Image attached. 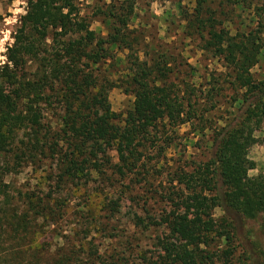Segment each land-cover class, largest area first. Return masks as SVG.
<instances>
[{
  "label": "trees",
  "instance_id": "1",
  "mask_svg": "<svg viewBox=\"0 0 264 264\" xmlns=\"http://www.w3.org/2000/svg\"><path fill=\"white\" fill-rule=\"evenodd\" d=\"M23 1L26 15L8 48V64L0 67V194L4 197L0 199V264H71L70 258L74 264H109L99 261L102 258L94 243L73 245L72 255L61 250L63 254L51 259L26 246L39 220L56 217L60 208L52 199L38 201L30 190L20 198V207L14 206L19 198L5 193L9 170L27 161L39 166L46 160L51 163L50 175L58 177L59 184L85 171L89 177L93 173L104 177L109 187L100 190L103 199L100 196L97 204L79 207L78 214L91 226H97L99 213L115 222L122 214L124 198L134 196V204L140 205L142 197L135 192L147 188L149 177L158 176L159 165L167 160L165 152L173 146L172 137L177 136L175 131L187 125L204 139L209 136L210 159L192 171L180 167L169 174L170 181L160 182L171 186L161 195L172 210L165 225L167 233L157 239L160 253L156 259L138 254V264H237L232 243L240 240L242 225L255 222L264 234V176L247 175L257 169L248 154L258 143L255 133L264 127V6L255 11V28L235 36L222 19L226 11L217 9L213 0H193V13L182 10L186 36L199 40L201 51L221 60L231 76L234 116L222 125L208 126L193 123L204 118L201 96L193 84L183 82L179 89L170 83L176 60L156 48L143 51L145 36L131 29L136 0L113 4L103 13L105 37L92 31L81 17L78 0ZM227 1L244 12L251 8L247 0ZM112 50L123 54V61L113 57ZM109 60L124 62L128 75L116 80L104 76L99 68ZM30 65L35 69L31 74ZM256 68L262 76L254 72ZM114 89L135 98L125 117L112 111L108 93ZM205 95L202 98L208 101L214 96L211 91ZM45 106H49L47 111ZM51 115L61 123L59 130L46 119ZM111 146L120 153V162L110 167L95 156ZM153 147L156 163L149 157ZM217 209L223 212L220 221L215 219ZM131 226L135 231H129ZM129 227L125 233L136 238L151 233L158 223L134 212ZM222 243L226 248L220 249ZM214 244L217 251L210 250ZM87 247L89 258L84 261L79 251ZM243 247L246 260L239 264H264V249ZM110 258L113 264L133 260Z\"/></svg>",
  "mask_w": 264,
  "mask_h": 264
},
{
  "label": "rangeland",
  "instance_id": "2",
  "mask_svg": "<svg viewBox=\"0 0 264 264\" xmlns=\"http://www.w3.org/2000/svg\"><path fill=\"white\" fill-rule=\"evenodd\" d=\"M124 1L78 0L77 4L81 17L89 23L90 29L97 35L105 37L108 35V30L104 23L103 13L111 5H120ZM136 1L131 29H136L145 36L144 45L146 46H144L143 51L150 52L152 48H156L160 52L169 54L172 60H176V64L172 65L175 74H172L170 83L175 84L179 89H181L183 82L193 84L198 97L201 96L199 99H201L203 105L202 114H204V118L202 120L196 119L193 123H206V125L210 126L215 123H221L220 125H222L226 121H230L234 116V110L231 108L233 92L229 90V82L231 81L229 71L221 60L215 59L208 52L201 51L199 40L186 36L187 24L184 22L182 10L185 9L193 13L195 2L193 0ZM213 1L217 9L224 8L226 11L222 19L225 21V26L231 31L232 36L253 30L257 23L254 16L255 11L264 6V0H247L251 4V8L244 12L227 0ZM220 3H223L224 7ZM26 10V1L0 0V41H3L5 32L9 36L8 41L2 44L3 51H0V67L8 64L7 51L14 43V35L20 26L22 18L26 15ZM9 20H13L14 23H6ZM112 51L113 57L123 61L125 57L123 54H120L118 50ZM30 66L28 71L31 74L35 72V69L32 65ZM99 72H102L107 78L116 80L119 77L128 75V66L124 62L114 64L113 60H109L99 68ZM254 72L259 76L263 75L258 68ZM191 73H194L193 77H191ZM212 88H215V90H211ZM209 91L214 95L211 101L210 99L208 101L206 98H202L206 97L207 95L205 94ZM108 98L112 111L116 114L124 115L125 117L133 109L135 98L124 94L120 89L109 91ZM213 106L215 107L214 109L212 108ZM45 107H47L45 108L47 111L49 106ZM57 107L55 109L59 110ZM46 119L52 120L53 123L49 124L54 129H60L61 123H58L54 115L47 116ZM175 132L177 136H171L173 138V146L165 152L167 160L159 165L158 176L149 177L150 182L147 188H137L138 190L135 192L136 195L142 197L140 205L134 204L132 200L134 196H130L127 199L124 198L121 207L122 214L118 221L115 222L109 221L104 214L99 213L97 217L100 218L97 226L96 224L91 226L87 218L86 220L82 219V214H78L79 207L84 208L86 205H91V203L95 205L98 197L104 195V192H100V190L109 187L104 183V177H100L95 173L89 177L88 171H85L84 174L77 175L76 178L69 180L64 185L59 184L58 177L50 175L53 174L49 170L51 163L46 160L39 166L27 161L22 164L23 166L17 167L15 170H9L4 180L7 187L5 193L13 195L16 199L19 198V201H14V206L20 207V198L24 197L26 191L30 190L31 196L38 199V201L49 202V199H52L57 204V208H60L56 217L39 220L37 229L30 234V238L25 242V245L32 249L36 248L37 252L50 259L59 252V254H63L61 250H64V254L72 255L71 248L73 245L80 247L83 244L94 243L102 258L99 260L100 262L104 260L109 264H113L111 256L115 258L126 256L133 257V260H130L131 264H138V254L145 256L147 259L154 258L155 260L160 253V250L156 247L157 239L166 232V221L172 212L170 204L165 203L161 197L164 194V189H168L171 186L170 184L161 186L160 182L162 180L170 181L171 176L169 174H174L180 167H186L188 171H192L210 159V154L206 150L208 147V135L204 139L190 125L177 129ZM168 133L169 135L171 134L170 131ZM255 137L258 143L250 148L248 159L256 163L257 169L247 174L250 178H256L260 175L264 176V127L261 131L255 133ZM162 139H164V136H162ZM156 152L157 150L153 147L149 154L150 159H154L152 160L153 163L157 161L155 159ZM119 154L116 147L111 146L106 148L104 152L98 153L95 159L107 166H117L120 162ZM149 166L152 168L153 164ZM58 184L63 186L58 187ZM0 199L4 200L1 194ZM50 205H52V202ZM97 209L99 210L98 207ZM134 212H137L146 221L155 220L158 223V227L152 228L149 234L141 235L137 233L139 235L136 238L129 237L125 232L128 230L129 224L132 223ZM222 218L223 212L217 209L215 211V219L220 221ZM100 222L101 225L99 224ZM114 229L116 230L114 231ZM129 229L130 232L135 231L132 226ZM139 238L141 239V243L139 241L141 248H139L138 244ZM242 244L248 247L249 251H252V249L257 250L256 247L259 249V246L264 249V234L259 229V224L247 221L245 226L243 227L242 225V229H240V240L236 238L233 241L232 247L235 248V262L237 264H239V261L245 263L246 260L245 249L244 247L242 248ZM223 248H226L225 243H222L220 249ZM26 249L30 251V249ZM210 250L217 251L218 245L214 244ZM88 252H90L89 247L83 252L79 251L81 256L79 253L78 255L81 259L87 261L89 258L86 256ZM70 259L71 264H74L75 260L73 258ZM247 264L249 263L247 262Z\"/></svg>",
  "mask_w": 264,
  "mask_h": 264
},
{
  "label": "clouds",
  "instance_id": "3",
  "mask_svg": "<svg viewBox=\"0 0 264 264\" xmlns=\"http://www.w3.org/2000/svg\"><path fill=\"white\" fill-rule=\"evenodd\" d=\"M17 7H18V5H17ZM6 23L12 24V23H14V21L13 20H9V21H6ZM3 35H4V40H7L8 39V33L5 32ZM2 44H3V41H0V51H3Z\"/></svg>",
  "mask_w": 264,
  "mask_h": 264
},
{
  "label": "snow or ice",
  "instance_id": "4",
  "mask_svg": "<svg viewBox=\"0 0 264 264\" xmlns=\"http://www.w3.org/2000/svg\"><path fill=\"white\" fill-rule=\"evenodd\" d=\"M8 39H9V36H8ZM8 39L7 40H4V35H3V43L6 42V41H8ZM4 50H6V49H4Z\"/></svg>",
  "mask_w": 264,
  "mask_h": 264
}]
</instances>
